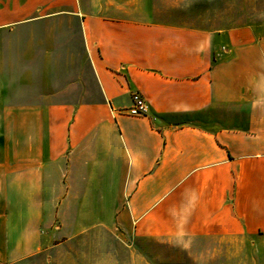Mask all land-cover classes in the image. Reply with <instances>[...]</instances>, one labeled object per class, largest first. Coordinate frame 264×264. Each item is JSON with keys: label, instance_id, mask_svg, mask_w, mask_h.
Instances as JSON below:
<instances>
[{"label": "crops", "instance_id": "1", "mask_svg": "<svg viewBox=\"0 0 264 264\" xmlns=\"http://www.w3.org/2000/svg\"><path fill=\"white\" fill-rule=\"evenodd\" d=\"M64 25L79 30L75 85L52 93L45 76L60 35L7 49L32 83L0 78V264L58 246L59 229L264 234V27L163 23L154 0H0V27ZM134 93L147 116L120 113Z\"/></svg>", "mask_w": 264, "mask_h": 264}, {"label": "rangeland", "instance_id": "2", "mask_svg": "<svg viewBox=\"0 0 264 264\" xmlns=\"http://www.w3.org/2000/svg\"><path fill=\"white\" fill-rule=\"evenodd\" d=\"M154 10L160 22L208 31L264 27V0H154ZM30 30H42L51 39L55 34L61 36V49L56 50L58 62L54 56L47 58V65L52 67L45 75L50 91L55 93L56 86L75 85L80 77L75 69L85 66L77 57L82 51L79 30L75 25H64L20 26L14 30L0 27V72L10 70L0 73L4 86L11 91L31 86L30 75L22 72L28 58L7 57L9 45L15 47L16 56L21 53L23 43L15 38L11 41L12 36L29 34ZM48 44L53 47L54 41ZM94 91L97 98L96 86ZM59 230L55 240L58 246L13 264H264V234L170 241L135 238L124 235L121 229H69L63 234Z\"/></svg>", "mask_w": 264, "mask_h": 264}, {"label": "built area", "instance_id": "3", "mask_svg": "<svg viewBox=\"0 0 264 264\" xmlns=\"http://www.w3.org/2000/svg\"><path fill=\"white\" fill-rule=\"evenodd\" d=\"M120 113L130 117H144L149 113V105L146 99L140 93H134L132 95L131 107Z\"/></svg>", "mask_w": 264, "mask_h": 264}]
</instances>
